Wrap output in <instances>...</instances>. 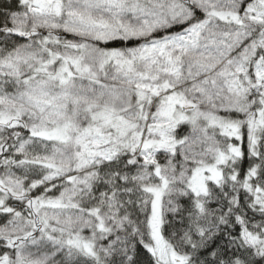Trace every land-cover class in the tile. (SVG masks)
<instances>
[{
    "label": "snow or ice",
    "instance_id": "snow-or-ice-1",
    "mask_svg": "<svg viewBox=\"0 0 264 264\" xmlns=\"http://www.w3.org/2000/svg\"><path fill=\"white\" fill-rule=\"evenodd\" d=\"M0 264H264V0H0Z\"/></svg>",
    "mask_w": 264,
    "mask_h": 264
},
{
    "label": "trees",
    "instance_id": "trees-1",
    "mask_svg": "<svg viewBox=\"0 0 264 264\" xmlns=\"http://www.w3.org/2000/svg\"><path fill=\"white\" fill-rule=\"evenodd\" d=\"M3 2H10V0H3ZM68 38H70L71 39V36H69ZM112 46H116V47H120V46H122V44H119V43H113V45ZM171 217H169V219H170ZM168 234V231H167V229H166V231H165V235H167ZM139 259L141 260V262H143V261H145L146 259H147V257H146V255L143 253V252H141V254H140V256H139Z\"/></svg>",
    "mask_w": 264,
    "mask_h": 264
}]
</instances>
